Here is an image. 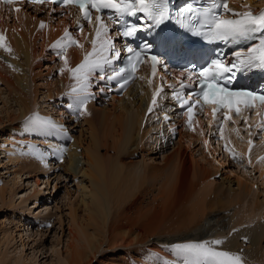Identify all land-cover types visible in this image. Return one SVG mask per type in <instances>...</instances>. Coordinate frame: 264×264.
I'll return each mask as SVG.
<instances>
[{
	"label": "bare ground",
	"instance_id": "bare-ground-1",
	"mask_svg": "<svg viewBox=\"0 0 264 264\" xmlns=\"http://www.w3.org/2000/svg\"><path fill=\"white\" fill-rule=\"evenodd\" d=\"M253 2L245 0L244 3ZM16 7L20 8L19 12L4 13L3 19L0 18V33L6 34L0 47V66L5 62L8 64L6 71H2V67L0 71L9 73L0 74V77L5 79L7 89L13 91L12 100L18 111V114L9 116L13 124L8 131L14 129L19 137L21 132L62 136L67 131L65 122L70 120H64L63 116L57 119L54 112L50 113L51 109L38 106L41 88L46 87L47 92L42 94L47 99L54 100L57 96L55 102L61 100L63 105L65 100L74 98L68 94L76 86L70 69H74L87 50V32L80 36L79 45L83 47L70 46L64 54L51 57L53 62L60 59L50 67L59 70V74L48 78L43 85L39 80H44L47 73L44 75L41 71L42 56L50 49L55 53L56 48L49 44L61 39L59 35L68 29L70 22L67 18L44 13L43 8ZM41 21L44 28H40ZM32 37L33 43L30 42ZM67 42L63 40L61 46ZM142 76L145 79L136 82L122 97H114L103 104L94 94L90 82L84 103L86 109L74 108L75 113H84L81 115L83 123L77 141L72 139L70 148H64L68 157L64 159L65 153H61V168L64 172L81 174L90 182V196L85 190L71 214L78 218L79 211H82L80 207L84 208L78 225L91 252L83 248L69 252L74 245L70 237L73 243L67 244L63 252L65 256L58 252L60 264H90L98 260L107 244H120L118 247L125 249L123 264H179L182 258L176 255L174 245L200 242L215 235L225 237L227 233L230 235L220 238L224 243L216 246L217 250L239 254L244 264H264V156L258 158L264 153V143L257 145L249 160L243 157L244 145L240 141L233 138L231 145L240 154L239 162L246 161L254 165V171L259 170L256 180L250 173L234 171L227 158L222 160L225 162H216L215 158L204 153L197 133L173 127L165 118H159L156 124L152 121L158 113L149 115L147 110L158 80L152 79L148 70ZM150 78L153 80L151 85L147 82ZM58 111L62 112L60 108ZM31 119L48 120L61 127H37L28 123ZM161 122L167 126L166 132L154 138L156 126ZM11 142L14 145L16 140ZM169 144L172 150L168 152ZM198 145L201 146L196 149ZM5 147L9 154L16 156L18 172L38 173L35 183L38 188L42 183L40 175L45 174L50 166L42 168L47 163L41 166L32 158L21 159L15 148ZM57 147L62 150L64 146ZM159 152L165 154L161 162H150L149 159L154 160L153 154ZM224 165L229 167L232 172L228 173L232 175L226 173L217 180L216 175ZM61 174L62 170L57 178ZM51 180L48 177L43 183L50 185ZM256 183L258 188L254 189ZM36 193L37 189L33 194L35 198L42 197H37ZM222 207L234 208L233 214L227 216L230 217L228 221L227 217L219 220L214 217L215 211ZM89 227L93 233H89ZM0 264H5L3 258ZM16 264L22 263L17 261Z\"/></svg>",
	"mask_w": 264,
	"mask_h": 264
},
{
	"label": "snow or ice",
	"instance_id": "snow-or-ice-1",
	"mask_svg": "<svg viewBox=\"0 0 264 264\" xmlns=\"http://www.w3.org/2000/svg\"><path fill=\"white\" fill-rule=\"evenodd\" d=\"M28 2L65 8L74 6L82 13L84 21L95 24V38L91 41L92 51L85 55L84 60L75 69H70L72 79L76 81L71 94L78 106L82 107L86 102L91 78L97 76V73H99L97 79L116 81L123 90L136 78L134 74L140 64L150 66L153 78L158 68L166 75L169 72L166 61L154 52V48L161 46L167 48L173 45L175 40L174 36L162 34L164 31L162 26L172 19L170 0H28ZM0 3L15 6L17 0H0ZM242 7L247 10L238 12L229 7L228 0H212L210 7L195 9L192 5H187L178 10L180 14L178 18L183 19L184 14L188 13L189 21H198L200 28L205 29L195 32V35L237 46L232 53V59L218 55L200 67L192 64L191 67L180 69L179 76L174 77L178 80L179 89H191L183 96L175 90L176 85H169L173 89L172 95L178 106L188 115L189 124L193 119L194 108H199L202 112L206 106H211L213 120L219 125L230 120V114L239 115L241 107L251 110L257 103L264 107V90L257 92L243 86L239 88L235 86L238 78L249 70L264 69V10L253 13L247 5ZM13 10L19 12L20 8L13 7ZM129 18H135L137 22L132 23ZM109 23L113 25L112 28L108 26ZM44 27L45 24L41 21L40 28ZM77 31H83V26L78 24ZM140 31L146 34L143 44L133 47L125 38L133 37ZM4 39L5 36L0 33V47L3 46ZM120 39L125 40L126 47H116V40ZM63 40L68 41L65 47L78 44L70 31L65 29L64 36L52 47L60 48ZM175 50L183 51V44L176 41ZM123 53H127L131 69L121 67L114 70L113 75H107L106 67L114 60L120 59ZM147 82L151 85L153 80L150 78ZM100 90L103 91V88ZM163 91L162 79L160 87L152 95L149 113L154 111L158 104V95ZM165 119L168 117L165 116ZM28 123L53 129L61 127L48 120L31 119ZM205 143L207 144V141ZM223 243L224 241L220 239L180 243L174 245V250L176 255L182 258L179 264H244L239 254L217 250L216 246Z\"/></svg>",
	"mask_w": 264,
	"mask_h": 264
},
{
	"label": "rangeland",
	"instance_id": "rangeland-1",
	"mask_svg": "<svg viewBox=\"0 0 264 264\" xmlns=\"http://www.w3.org/2000/svg\"><path fill=\"white\" fill-rule=\"evenodd\" d=\"M32 40L33 37L30 38L31 43H33ZM40 41L42 40L40 39ZM47 51L48 53L42 56L41 59V71H43L44 75L46 73L47 75L44 77V80L38 79L39 82H41L43 85L44 83L46 84L45 81L49 80L48 78L50 75H58L57 70L50 68L55 64L51 61V57L54 54L51 53L49 56V53L53 51L52 49ZM56 54L57 53H55V56ZM58 60L60 62V59ZM7 66L8 64L5 62V65L0 67H2V71H6ZM2 71H0L1 75L9 74L2 73ZM5 82V79L3 77H0V259L3 258L5 264H16L17 261L18 263L22 264H60L59 254L61 253L63 256H65L63 252H65V250L67 249V244L73 242V248L69 250V252H71L72 250L76 252L80 248H83L88 253H90L91 249L88 248V244L86 243V241H84L85 236L82 235L84 234V232H82L83 230L80 229L81 227L78 225L79 217L84 215V213L82 212L84 211V208L80 207L82 211H79L77 215L78 218H76L75 215L71 214L72 209L75 208V203L80 200L85 190L86 192H89L88 196H90V182L87 178H83L81 174L74 175L68 173L67 171L64 172L60 166V161H63L61 153H65L64 148L67 147V141L70 139L68 131L70 130L71 135L74 136L77 140L79 136V130L82 127L81 125L83 123V117H79L78 119H73L70 122H66V125H69L70 129L67 128V131L65 130L62 136L37 134L45 137L46 139L48 138V140H50L52 148L56 151L58 150L57 152L60 153V155L54 154L51 151L49 142L42 137H37L36 134H32L31 139H28V134L26 133L22 134L20 138H18V133L14 129H11V132L8 131V127L10 126V124H13L9 116L18 114V111L16 103L12 100L13 91H11V93L7 89ZM41 89L42 93L47 92L46 87ZM42 93H40V104L38 106H43V109L45 110H50L52 107L56 106V109L58 108L57 111L59 110V108H62L58 107L60 105H63L61 100L58 101L57 105L55 106V104L50 101L51 99H47ZM39 109L41 110V108ZM52 111L53 110L51 109L50 112ZM54 115L57 118L60 117V115H58V112L54 113ZM161 126L162 125H159V128ZM162 128L165 129L166 127L162 126ZM158 130L159 129H156V131ZM156 131L153 133L154 138L158 135ZM7 138H10V141L8 140L7 142ZM12 140H16L14 145L11 144ZM57 145L60 147H64L61 150L58 149ZM5 146H11L12 148H15L16 151L21 154V159L30 160L32 158V161H35L37 164L39 163V165L41 166L43 165V161L44 165L45 163H48L47 166L45 165L46 167L42 166V168H49V166H51L50 170H47L45 174L40 175L42 177V179L40 178L42 183H40V186L38 187L39 190L41 189L40 191L38 190L37 186H35L37 180L36 178H38V173L30 172V174H27V171L25 170L23 173L18 172L20 170L17 166L18 162L15 161L16 156L12 153L9 154L8 149H6ZM200 146L201 145H198L196 149H198ZM166 149L169 152L172 150V146L169 144ZM30 152H34L35 156L30 157L26 155ZM44 155L48 156L47 159H50L49 162L47 160H44ZM56 155L57 159L55 160L53 158ZM153 155L154 160L149 159V161L157 163L161 162L165 154L159 152ZM38 159L41 160L42 163L41 161H38ZM224 160H226V158ZM229 162L231 163L230 160H228V163ZM220 164L221 163L216 165ZM234 164L235 163L231 164V166H234V171H239L241 173L246 172L247 174L250 173L255 177V180L259 176L258 174H260L259 170H252L253 167L249 165L250 163L247 164L246 162H243L240 164V166L236 165V167ZM61 170V178H57L56 175ZM228 172H232L231 170H229V167L226 165L222 166L220 173H218L219 175H216L217 180L225 177L226 173ZM48 177H50V180H52L50 181V185H45L43 181L45 182V179H48ZM257 185V183L254 185V189L258 188ZM236 187L237 184L234 183V188ZM260 188H262V186H260ZM36 189L37 195H35L37 197L42 195V197H40L39 199L35 198V196L33 195L34 190ZM248 209L249 208H247V216L249 215ZM233 212V207H222L215 211L214 217L219 220L221 218H226L227 216L232 215ZM229 218L230 217H227L226 221H228ZM88 231L89 233H93V229L91 227H89ZM214 233H216V231H214ZM229 235L230 233H227L224 235L225 237L221 236L220 238H226ZM73 236L75 237V239L72 238ZM215 238L220 239L215 235L203 238V240L199 241L202 242L204 241V239H207L206 241H211V239L215 240ZM119 245L107 244L106 250L102 252L99 258L97 257L98 260L95 259L90 264H123V256L126 255L124 253L125 249L118 247ZM244 246L248 247V245L245 244Z\"/></svg>",
	"mask_w": 264,
	"mask_h": 264
}]
</instances>
